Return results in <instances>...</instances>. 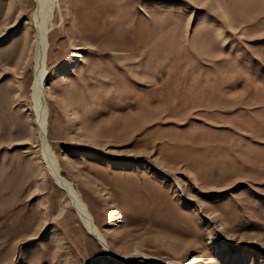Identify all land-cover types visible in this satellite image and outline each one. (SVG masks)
Returning a JSON list of instances; mask_svg holds the SVG:
<instances>
[{
	"label": "rangeland",
	"instance_id": "1",
	"mask_svg": "<svg viewBox=\"0 0 264 264\" xmlns=\"http://www.w3.org/2000/svg\"><path fill=\"white\" fill-rule=\"evenodd\" d=\"M54 9L48 140L106 247L42 161L36 4L0 0V264H264V0Z\"/></svg>",
	"mask_w": 264,
	"mask_h": 264
},
{
	"label": "bare ground",
	"instance_id": "2",
	"mask_svg": "<svg viewBox=\"0 0 264 264\" xmlns=\"http://www.w3.org/2000/svg\"><path fill=\"white\" fill-rule=\"evenodd\" d=\"M36 4L35 23H36V51L33 59L35 80L32 86V98L34 102V111L36 114L35 125L36 133L41 144V155L43 164L60 188L64 190L72 203L73 208L80 216L81 221L86 231L94 237L95 240L100 241L104 248L106 247L104 241L105 236L99 231L95 220L91 215L88 206L84 202L81 194L77 191L71 182H67L60 176V164L55 156L49 140H48V103L46 93V80L48 76V56H49V34L50 23L52 21V13L58 0H33ZM54 15V14H53ZM18 97V96H17ZM16 97V100L18 98ZM152 264H166L154 257L143 256ZM177 264V263H167Z\"/></svg>",
	"mask_w": 264,
	"mask_h": 264
}]
</instances>
